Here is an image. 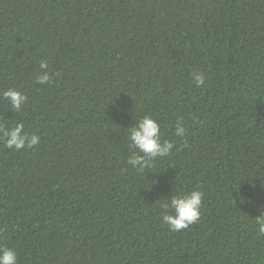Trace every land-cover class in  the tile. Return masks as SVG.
<instances>
[{
  "label": "trees",
  "instance_id": "1",
  "mask_svg": "<svg viewBox=\"0 0 264 264\" xmlns=\"http://www.w3.org/2000/svg\"><path fill=\"white\" fill-rule=\"evenodd\" d=\"M145 115L175 145L153 173L127 164ZM0 124L40 137L0 140L18 264H264V0H0ZM194 190L198 221L170 231L164 205Z\"/></svg>",
  "mask_w": 264,
  "mask_h": 264
},
{
  "label": "clouds",
  "instance_id": "2",
  "mask_svg": "<svg viewBox=\"0 0 264 264\" xmlns=\"http://www.w3.org/2000/svg\"><path fill=\"white\" fill-rule=\"evenodd\" d=\"M39 68L36 82L42 85L49 84L53 80V76L50 74L47 61H41ZM192 77L197 87L204 85L205 77L203 73H192ZM2 98L16 112H19L27 102L26 95L14 88L5 90L2 93ZM136 121V126L129 128L130 153L127 164L132 169L140 172H152L150 170L154 167L156 159L168 156L175 145L169 140H162L160 125L151 116L145 115ZM185 134L186 128L183 124L177 122L174 135L183 137ZM0 140H3L5 147L16 151L25 148L32 149L40 143V137L34 133L29 134L26 132L23 124H17L12 128L0 124ZM202 198L203 193L198 190L183 195H172L170 202L164 205L170 211L162 215V223L174 232L187 229L190 225L196 223L200 217ZM255 221L258 231L264 234V214ZM0 264H18L16 251L8 247H0Z\"/></svg>",
  "mask_w": 264,
  "mask_h": 264
}]
</instances>
